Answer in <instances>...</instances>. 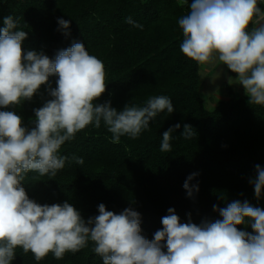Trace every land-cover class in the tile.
I'll return each mask as SVG.
<instances>
[{"label":"clouds","instance_id":"1","mask_svg":"<svg viewBox=\"0 0 264 264\" xmlns=\"http://www.w3.org/2000/svg\"><path fill=\"white\" fill-rule=\"evenodd\" d=\"M264 0H192L187 14L177 23L182 30V54L201 66L218 60L242 85L249 104L264 107ZM135 28L143 25L126 17ZM12 15L3 18L0 28V264H12L16 250L33 255L40 262L51 254L62 260L91 243V251L103 264H264V209L247 200L213 205L222 219L204 220L200 225L181 223L173 208L161 218L162 229L149 240L141 232V214L131 207L119 214L101 203L98 215L85 220L68 201L40 204L30 199L22 183L29 173L33 181L56 177L66 162L83 165L78 156L60 154L62 146L89 126L104 127L111 142L121 137L136 139L149 130L150 121L165 110L174 112L168 96L149 97L143 106L126 103L117 110L111 101L98 102L106 92V69L85 45L73 42L57 51L54 58L34 50L24 53L22 42L28 33L18 28ZM59 29L69 35L70 21L58 19ZM57 77L55 87L50 77ZM229 84L233 77L228 78ZM46 85L48 99L33 109L27 127L15 111L40 94ZM176 124L163 133L160 151L170 153ZM181 135L191 139L195 132L185 124ZM250 179L257 199L264 191V168L255 166ZM183 187L189 198L199 191L190 182ZM250 225L252 232L237 226ZM166 241V243H162ZM166 248L165 252L163 249Z\"/></svg>","mask_w":264,"mask_h":264},{"label":"trees","instance_id":"2","mask_svg":"<svg viewBox=\"0 0 264 264\" xmlns=\"http://www.w3.org/2000/svg\"><path fill=\"white\" fill-rule=\"evenodd\" d=\"M192 0H0V28L3 18L18 19V28L28 33L22 42L24 53L34 50L54 58L57 51L73 42L85 45L106 69V92L98 102L111 101L118 111L126 103L143 106L152 96H168L174 112L165 110L150 121L149 130L136 139L123 136L112 143V134L103 123L99 129L89 126L66 142L60 154L82 157L83 165L66 162L56 177L29 173L22 186L30 199L40 204L71 203L87 220L98 215V205L117 214L131 207L141 214V234L151 240L162 229L161 218L173 208L181 223L222 219L213 205L247 200L264 209V191L256 198L249 182L255 166L264 168V107L249 104V98L220 100L209 110L201 91V65L180 51L183 40L178 19L187 14ZM264 10V3L259 5ZM143 25L135 28L126 17ZM70 21L69 35L59 29L58 19ZM231 77L234 74L228 70ZM57 77L49 78L55 87ZM44 85L32 101L15 111L27 127L49 97ZM4 110V109H0ZM172 151H160L162 136L170 127ZM195 135L185 139L184 125ZM190 182L199 191L189 198L183 184ZM252 232L250 225L237 226ZM166 243V241L162 242ZM85 249L66 253L62 260L49 254L37 262L29 252L16 250L12 264H103L102 258ZM165 252L166 248L163 249Z\"/></svg>","mask_w":264,"mask_h":264},{"label":"rangeland","instance_id":"3","mask_svg":"<svg viewBox=\"0 0 264 264\" xmlns=\"http://www.w3.org/2000/svg\"><path fill=\"white\" fill-rule=\"evenodd\" d=\"M228 70L218 60L212 65L211 70H208L206 65L201 66V91L204 95L205 105L209 110H213L220 100L246 96L243 86L237 85L235 78H233V83L229 84Z\"/></svg>","mask_w":264,"mask_h":264}]
</instances>
